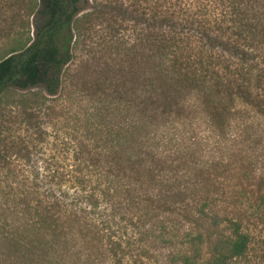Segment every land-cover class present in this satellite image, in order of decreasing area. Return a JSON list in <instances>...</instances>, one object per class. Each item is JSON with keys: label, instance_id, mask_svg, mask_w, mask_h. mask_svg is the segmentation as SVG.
<instances>
[{"label": "trees", "instance_id": "obj_1", "mask_svg": "<svg viewBox=\"0 0 264 264\" xmlns=\"http://www.w3.org/2000/svg\"><path fill=\"white\" fill-rule=\"evenodd\" d=\"M85 3L38 0L32 37L0 54V98L58 95ZM154 10L108 121L52 155L39 131L23 166L6 152L0 264H264V0Z\"/></svg>", "mask_w": 264, "mask_h": 264}, {"label": "rangeland", "instance_id": "obj_2", "mask_svg": "<svg viewBox=\"0 0 264 264\" xmlns=\"http://www.w3.org/2000/svg\"><path fill=\"white\" fill-rule=\"evenodd\" d=\"M154 2L86 0L72 26V58L58 95L49 98L44 93L12 91L0 98V238L6 236V152L11 161L16 159L23 166L27 151L38 146L39 131L46 133L49 147L43 146L52 155L54 151L48 148L59 141L88 134L85 125L98 127L108 121L100 119L107 95L120 85V65L127 62L134 66L125 50L138 44L149 30ZM37 8L38 0H0V54L32 37ZM1 253H6L4 238L0 240ZM258 255L264 251L258 249Z\"/></svg>", "mask_w": 264, "mask_h": 264}]
</instances>
